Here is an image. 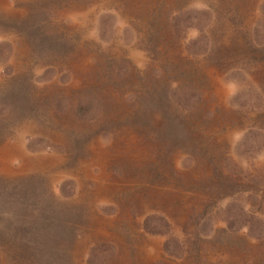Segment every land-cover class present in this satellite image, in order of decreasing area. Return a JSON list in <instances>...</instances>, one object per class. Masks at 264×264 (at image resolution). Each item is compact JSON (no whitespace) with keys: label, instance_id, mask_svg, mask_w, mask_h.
<instances>
[{"label":"rangeland","instance_id":"1","mask_svg":"<svg viewBox=\"0 0 264 264\" xmlns=\"http://www.w3.org/2000/svg\"><path fill=\"white\" fill-rule=\"evenodd\" d=\"M0 264H264V0H0Z\"/></svg>","mask_w":264,"mask_h":264}]
</instances>
